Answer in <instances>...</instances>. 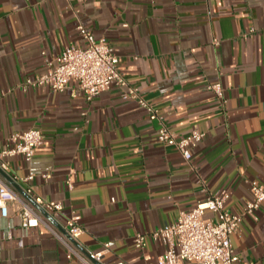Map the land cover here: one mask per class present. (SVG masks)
I'll list each match as a JSON object with an SVG mask.
<instances>
[{
	"label": "crops",
	"instance_id": "obj_1",
	"mask_svg": "<svg viewBox=\"0 0 264 264\" xmlns=\"http://www.w3.org/2000/svg\"><path fill=\"white\" fill-rule=\"evenodd\" d=\"M78 23L106 38L117 70L158 120L123 99L125 87L91 100L73 81L60 92L22 88L44 72L45 56L85 45ZM216 81L223 100L207 88ZM159 122L177 137L204 133L189 160L157 141ZM30 127L42 143L2 171L62 209L45 210L49 220L0 175L45 222L26 227L12 208L0 214V264H83L63 240L84 255L108 242L97 264H157L164 243L147 236L137 248L135 233L173 222L214 192H228L224 207L240 212L249 181L264 184V0H0V148ZM71 214L83 228L75 243L64 228ZM230 241L240 262L264 264V202Z\"/></svg>",
	"mask_w": 264,
	"mask_h": 264
},
{
	"label": "built area",
	"instance_id": "obj_2",
	"mask_svg": "<svg viewBox=\"0 0 264 264\" xmlns=\"http://www.w3.org/2000/svg\"><path fill=\"white\" fill-rule=\"evenodd\" d=\"M80 36L85 40V45L69 44L58 54L45 56L44 72L34 77L25 78L22 88L28 86L48 87L52 91H63L70 81L76 83V89L86 100H91L112 85L123 88L121 97L137 102L147 113L151 120H158V111L137 92L136 88L127 85L124 77L117 70L118 55L105 37H95L81 23L76 25ZM44 54V52H42ZM217 98L223 100V88L220 82L207 85ZM204 133L192 130L184 136L177 137L165 125L159 122L156 139L164 146H175L185 160L191 158V151L203 138ZM42 143V132L38 127H30L20 132H14L8 137V143L0 148V169L7 171L8 158L15 155L30 160L36 148ZM29 172L21 180L28 181L33 178ZM48 174L42 177L47 178ZM68 187L71 182L67 179ZM34 203L50 213H59L62 204L58 200H45L34 194L30 186L25 189ZM251 198L246 201L240 212H230L224 205L229 197L228 192H214L204 200L188 209L180 210L177 218L154 229L149 234L137 232L132 238L133 245L142 248L146 237L161 239L165 249L157 258V264H184L193 261L196 264H245L240 262L238 255L231 245V235L237 232L245 215L257 219V211L264 202V184L256 180L249 181ZM11 208L20 215L23 226H36L44 222L38 211L25 199L20 197L0 177V214L7 216ZM211 212L214 217L206 218L205 212ZM64 228L72 239H77L83 228L74 214L65 218ZM68 248L67 256L75 255L83 264H97L103 253L109 249V243L104 242L102 249L88 252L84 255L78 252L70 243L64 241ZM117 264H122L118 262Z\"/></svg>",
	"mask_w": 264,
	"mask_h": 264
},
{
	"label": "water",
	"instance_id": "obj_3",
	"mask_svg": "<svg viewBox=\"0 0 264 264\" xmlns=\"http://www.w3.org/2000/svg\"><path fill=\"white\" fill-rule=\"evenodd\" d=\"M0 175L5 178L8 182H10L27 200H29L33 206L42 214L44 215L46 218H48L49 220H51V217L47 214V212L45 210H43L41 207H39L38 205L34 204L33 201L29 198V196L27 194H25L24 191L18 189V186L12 182V180L9 178V176L4 173L1 169H0ZM73 243H75V241L73 239H71Z\"/></svg>",
	"mask_w": 264,
	"mask_h": 264
}]
</instances>
